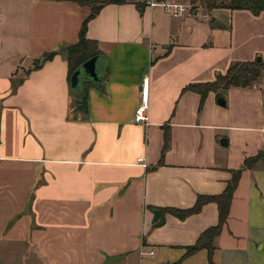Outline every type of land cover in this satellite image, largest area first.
<instances>
[{
  "label": "crops",
  "instance_id": "1",
  "mask_svg": "<svg viewBox=\"0 0 264 264\" xmlns=\"http://www.w3.org/2000/svg\"><path fill=\"white\" fill-rule=\"evenodd\" d=\"M137 1L106 4L88 22L87 37L98 42L106 70L103 90L86 87L83 112L69 89L63 48L77 41L89 6L0 0V264H173L217 223L214 202L185 219L165 214L158 227L151 207H190L198 194L222 192L230 170L239 168L215 142L207 147L205 133L182 132L196 128L205 112H197L199 94L181 89L212 81L231 62L256 53L216 54L208 32L199 39L188 32L171 44L186 11L173 17L145 5L139 12ZM253 19L264 21V11ZM47 51L56 53L37 65ZM142 102L147 124L134 120ZM167 121L169 147L152 169ZM258 132L261 142L250 155L264 149V125ZM253 170L241 175L228 222L238 188ZM253 195L264 202L259 189ZM228 222L216 238H238ZM215 248L214 264H220ZM181 264H207V251Z\"/></svg>",
  "mask_w": 264,
  "mask_h": 264
},
{
  "label": "rangeland",
  "instance_id": "2",
  "mask_svg": "<svg viewBox=\"0 0 264 264\" xmlns=\"http://www.w3.org/2000/svg\"><path fill=\"white\" fill-rule=\"evenodd\" d=\"M164 2H175L187 7V17L179 28L181 31L172 34L171 44L184 41L190 33L199 39L203 35L207 36L208 32L210 36L206 42L213 46L214 53L238 57L253 51L256 54L251 60L260 56L264 62V21L254 20V15L250 11H231L225 7L207 9L199 5L195 8L191 0H165ZM197 9H199L198 13L194 14ZM174 20L176 19L172 21ZM159 49L157 46L152 54L151 62ZM101 64L99 62L97 65L100 72H102ZM256 83L261 86L253 89H251L252 86L248 89L230 87L223 90L221 94L227 101L226 106L218 105L215 93L209 92L214 96L210 97L208 93L200 110L198 109L199 100L197 105V112L201 113L204 110L205 118L198 122L196 128L183 127L182 132L205 133L207 147L215 142L216 148L231 159L234 165L241 167L244 156L254 152L252 145H257L258 140L261 142V133L258 131L264 125V70L253 85ZM213 134L225 137L227 143H219L218 137L214 139L211 136ZM256 170L257 168L253 170L254 176L249 178L247 175L240 184L232 206L230 221H227L229 230L238 238L224 233L214 240V246L221 251V257L218 260L220 264H264V202L253 195L254 187L264 196V169L259 168L257 172ZM135 264H139L138 261H135Z\"/></svg>",
  "mask_w": 264,
  "mask_h": 264
},
{
  "label": "trees",
  "instance_id": "3",
  "mask_svg": "<svg viewBox=\"0 0 264 264\" xmlns=\"http://www.w3.org/2000/svg\"><path fill=\"white\" fill-rule=\"evenodd\" d=\"M72 1H75L80 5L89 6V13L81 23L78 31L77 41L75 43L68 44L63 48L68 69V80H70V76L74 72V70L84 61L94 55H102L101 50L98 46V42L87 37L88 22L99 13L104 5L109 3H125L127 0H100L98 2H96L95 0ZM155 1L162 2L165 0ZM146 2L147 0L136 2V6L139 12H143ZM191 3L195 8H197L198 5L206 7L207 9L225 7L231 10H248L254 15H258L260 12L264 11V0H191ZM169 49L170 46H168L167 50ZM55 53L56 51L45 52L40 59H36L37 65H41L43 62L52 59ZM263 70L264 62L261 59L259 61L257 59L251 61H233L230 63L226 71L224 73L217 74L214 80L206 82H190L181 89V92L193 91L199 94L198 109L200 110L203 107V103L209 92H214L217 98L223 96L221 92L230 87H251L261 77ZM90 84L93 85L91 82H84L82 90L83 96L79 100H77L75 97L77 108L83 112H86V87ZM73 95L75 96L74 93ZM162 128L163 144L160 152V157L157 164L153 166L152 169L163 163L164 153L169 147V121L163 124ZM256 168L264 169V150H259L254 155L246 156L243 159L241 167L231 169V177L227 181L226 186L222 192L218 194H198L196 196L194 204L187 208L151 207L154 213L152 226L158 227L162 225L165 214H172L179 219H185L192 214L198 213L201 210L202 206L206 203L214 202L217 205V223L202 231L193 244L184 246L183 254L173 264H181L186 257L194 254L201 249H205L207 251V264H214V240L227 224L234 191L239 183L243 171L245 169Z\"/></svg>",
  "mask_w": 264,
  "mask_h": 264
},
{
  "label": "water",
  "instance_id": "4",
  "mask_svg": "<svg viewBox=\"0 0 264 264\" xmlns=\"http://www.w3.org/2000/svg\"><path fill=\"white\" fill-rule=\"evenodd\" d=\"M197 13V10H195ZM258 61L261 59L259 56L256 58ZM101 62V71L97 69V65ZM106 60L102 55H94L84 61L78 66L70 76L69 89L75 94L77 100L83 96V84L84 82H91L98 90H103V80L105 76ZM216 102L220 106H226V100L222 96L216 98ZM219 143L226 144L227 139L222 137L219 139Z\"/></svg>",
  "mask_w": 264,
  "mask_h": 264
},
{
  "label": "built area",
  "instance_id": "5",
  "mask_svg": "<svg viewBox=\"0 0 264 264\" xmlns=\"http://www.w3.org/2000/svg\"><path fill=\"white\" fill-rule=\"evenodd\" d=\"M146 5L148 6H161L165 12H167L169 15L173 17H179L184 14V12L187 10V7L183 4H178L175 2L169 3V2H156L155 0H147ZM147 104L145 102H142L141 105H139L134 112V120L137 123L147 124V115H146V106ZM138 162L141 163V165L145 166V163L143 162L142 158L137 159ZM147 254L152 255L153 251H148Z\"/></svg>",
  "mask_w": 264,
  "mask_h": 264
}]
</instances>
